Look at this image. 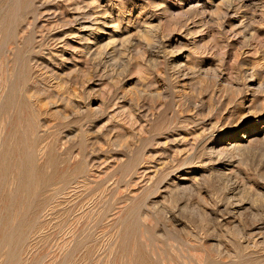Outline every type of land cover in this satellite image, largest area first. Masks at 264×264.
Wrapping results in <instances>:
<instances>
[{"label":"rangeland","instance_id":"rangeland-1","mask_svg":"<svg viewBox=\"0 0 264 264\" xmlns=\"http://www.w3.org/2000/svg\"><path fill=\"white\" fill-rule=\"evenodd\" d=\"M0 264H264V0H0Z\"/></svg>","mask_w":264,"mask_h":264}]
</instances>
